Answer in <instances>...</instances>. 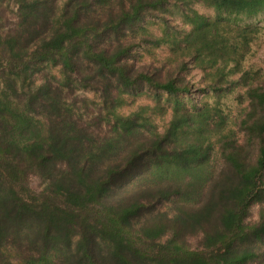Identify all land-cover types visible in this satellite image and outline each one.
<instances>
[{
    "label": "trees",
    "instance_id": "obj_1",
    "mask_svg": "<svg viewBox=\"0 0 264 264\" xmlns=\"http://www.w3.org/2000/svg\"><path fill=\"white\" fill-rule=\"evenodd\" d=\"M4 1L0 264H264V76L244 65L261 29L242 23L264 0ZM161 45L175 58L138 64L137 49ZM48 66L61 77L38 83ZM237 88L236 115L195 101ZM124 94L170 104L165 130L149 108L120 115Z\"/></svg>",
    "mask_w": 264,
    "mask_h": 264
},
{
    "label": "rangeland",
    "instance_id": "obj_2",
    "mask_svg": "<svg viewBox=\"0 0 264 264\" xmlns=\"http://www.w3.org/2000/svg\"><path fill=\"white\" fill-rule=\"evenodd\" d=\"M7 3H8L7 0L4 1L3 6H5ZM189 9H192L200 14L212 18L217 15L214 9L199 3L190 4ZM0 10H1V6H0ZM15 10H16V3L14 1H11L10 8L6 10L7 15L13 16L12 11L14 12ZM146 22H147L146 26L150 34L154 36H161L162 27H161V23L157 19L153 17H148ZM171 23L177 24L179 28H184L186 31L190 30V27L184 25L183 23L181 10L175 9V13L171 19ZM242 23L257 25L261 29L260 34L258 36L259 38L253 44V50H254L253 56L250 57L245 62L244 65L246 68L261 69L262 74L264 76V14L258 15L252 19H247V20L245 19ZM137 52L139 53L138 64L146 65L149 68L157 66L164 61H168L170 59L175 58L168 45H161L159 47L149 46V48H146V50L139 48L137 49ZM46 75H49L51 77L55 76L57 78L61 77L60 67L59 66L44 67L42 73L38 75V77L36 78L37 82L40 83L41 79ZM185 77L187 81L192 82L196 87H198L199 83H201L203 79V72L199 69H191L189 70V72L186 74ZM243 93H244L243 88H237L229 95L218 100L211 94L197 92L195 101L197 103H209L211 105H216L220 107L225 113L236 115L247 105L244 102L243 104L241 103V97L243 96ZM78 95L80 98H86L91 101H95L96 103H99V98L93 91L79 90ZM122 97H123L122 104L117 109V112L120 115L128 116L134 112L139 111L143 107L149 108L145 114L152 118V120L158 125L160 131L165 130L166 126L171 120L173 111L171 105L168 104L164 99H162L161 101H156L153 97H151L148 94L136 95V96L130 94H124ZM186 106L190 107L191 103L188 101ZM41 184L42 182L40 178L36 176H33L31 178V186L34 189L36 190L41 189ZM256 217H257V213L256 210L254 209L252 219H255Z\"/></svg>",
    "mask_w": 264,
    "mask_h": 264
}]
</instances>
